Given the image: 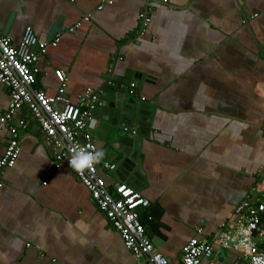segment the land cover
<instances>
[{
	"label": "crops",
	"instance_id": "0c3cea01",
	"mask_svg": "<svg viewBox=\"0 0 264 264\" xmlns=\"http://www.w3.org/2000/svg\"><path fill=\"white\" fill-rule=\"evenodd\" d=\"M101 1L0 0V32L13 46L28 26L40 43L60 35L37 63L35 87L48 96L56 70L70 103L102 92L85 133L112 194L121 181L102 165L117 168L140 143L134 189L149 206L137 212L156 252L180 264L198 237L214 246L201 264L243 262L236 239L264 202V0H114L96 11ZM8 103L0 85V114ZM18 118L20 154L0 179V264H138L70 168L51 164L53 148L25 107ZM5 145L0 128V158Z\"/></svg>",
	"mask_w": 264,
	"mask_h": 264
},
{
	"label": "built area",
	"instance_id": "2783aa9c",
	"mask_svg": "<svg viewBox=\"0 0 264 264\" xmlns=\"http://www.w3.org/2000/svg\"><path fill=\"white\" fill-rule=\"evenodd\" d=\"M153 1L166 3V0ZM113 2L114 0H102L96 11L103 10ZM144 4L149 8L148 1ZM93 12L85 14L67 32H73L83 23H88ZM145 17V14H140L142 29L145 28ZM59 38L60 35H57L50 43H40L33 29L28 26L19 45L13 46L0 32V85L7 90L9 98L6 110L0 114V128L5 134L6 144L0 158V179L6 169L14 166L20 154L22 139L20 132L26 129V123L19 119L18 115L25 107L38 123L44 141L53 148L51 164L56 167L65 163L70 168L77 180L89 192L98 210L118 231L125 248L132 253L138 264H169L165 257L155 251L153 244L145 235L144 227L139 222L137 210L148 207V201L142 198L136 189L118 181L113 184L112 194L99 175L94 159L95 147L85 130L93 121L95 109L103 105L99 97L102 92L87 89L77 97L76 104L70 103L63 98L67 79L60 70L54 72L58 82L55 96H48L35 87L39 58L46 54L48 47H55ZM57 104L59 107H56ZM262 131L264 133V123ZM132 134L135 135V132L133 131ZM101 168L109 172L116 171V166L108 163H104ZM237 210L234 211V215H237L240 209ZM245 224L246 226L243 227L245 230L241 229L236 240L246 247V258L237 264H264V202L248 211ZM197 233L200 234L201 229L197 230ZM218 239L229 238L220 237L216 240ZM220 243L222 245L223 241ZM213 250V244L193 237L182 248L180 264H201L202 259L212 256Z\"/></svg>",
	"mask_w": 264,
	"mask_h": 264
},
{
	"label": "water",
	"instance_id": "95a60500",
	"mask_svg": "<svg viewBox=\"0 0 264 264\" xmlns=\"http://www.w3.org/2000/svg\"><path fill=\"white\" fill-rule=\"evenodd\" d=\"M130 103V102H129ZM118 109V108H117ZM122 111L124 120L128 124H133L135 115L130 107L124 108ZM139 141V140H138ZM138 143V142H137ZM140 145V143H139ZM139 145L136 146V152L129 155L128 152L123 151L124 157L120 160L118 167L116 168V175L121 182H125L128 186L137 188L142 182V175L137 165V157L139 151ZM140 158V157H139Z\"/></svg>",
	"mask_w": 264,
	"mask_h": 264
}]
</instances>
